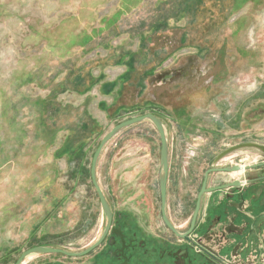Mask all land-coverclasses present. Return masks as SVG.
Masks as SVG:
<instances>
[{
  "label": "flooded vegetation",
  "instance_id": "obj_1",
  "mask_svg": "<svg viewBox=\"0 0 264 264\" xmlns=\"http://www.w3.org/2000/svg\"><path fill=\"white\" fill-rule=\"evenodd\" d=\"M237 3L238 0H189L188 4H182L184 12L178 20L188 16L191 9L194 12L208 8L206 21L202 23L204 29L200 24L196 27L194 18L190 31L171 30L162 20L141 32L148 36L146 44L142 42L147 58L142 67L136 64L137 73L143 76L136 102L156 109H144L138 117L153 114L166 128L169 156L166 213L175 229L187 237L176 235L163 219L159 176L162 141L150 123L159 143L158 197L151 206L143 208V215L115 211L108 201L113 212L112 226L104 242L93 251L104 253L105 264H264V155L255 150L236 151L214 166L232 148L245 143L264 146L255 139H237L238 128L233 124L237 115L230 117L228 104L217 102L216 97L229 88L218 86L213 75L207 78L220 57L228 52L227 28ZM214 34L213 40L219 41L215 45L210 39ZM223 35L225 38L221 39ZM187 49L189 52L181 54ZM224 62L229 63L226 58ZM213 103L224 118V121L219 118L217 131L203 116L209 114ZM219 135L221 139L214 140ZM135 149L141 161H145L144 148L137 145ZM204 186L195 227L189 233ZM106 223L104 215L103 231ZM117 229L121 234L114 233Z\"/></svg>",
  "mask_w": 264,
  "mask_h": 264
},
{
  "label": "rangeland",
  "instance_id": "obj_2",
  "mask_svg": "<svg viewBox=\"0 0 264 264\" xmlns=\"http://www.w3.org/2000/svg\"><path fill=\"white\" fill-rule=\"evenodd\" d=\"M185 2L188 4L189 0H0V264H15L24 251L37 246L38 242L68 251H83L99 238L104 228L102 208L91 182L77 188L75 201L53 211L51 222L48 223L51 217L44 222L48 226L46 233L39 235L37 232L25 240L28 227H18L30 217L42 215L44 209L48 211L50 200L42 198L36 210L26 209L27 200H19L24 189L35 185L33 178H27L32 172L39 174L40 169L34 163L29 164L34 148L28 142L21 148L17 144L20 127L15 128L14 124L23 121L26 125L29 120H34L35 102L48 91L46 78L57 71L65 56L69 55L67 58L75 61L84 59L81 51L76 52L80 47L56 46L58 41L76 37L79 33L92 35L94 29L104 30L108 20L116 15L121 16L117 25L111 30L98 31L87 48L98 44L114 45L116 42L139 43L141 32L147 31L144 28L150 30L162 20L171 30L190 31L195 18L196 27L200 24L204 29L202 23L206 21L208 8L195 9L194 12L191 9L188 16L178 20L180 13L184 12L181 9ZM227 31L228 52L220 57L207 78L213 75L218 86L229 88L216 97L217 102L228 104L230 117L237 115L233 119L238 128L237 139H255L264 143V0H238ZM61 33L66 34L61 37ZM215 35L210 38L213 45L219 43L213 40ZM220 38L224 39L225 35ZM64 42V45L70 43ZM139 58L147 57L143 53ZM225 58L229 61L226 65ZM33 75L38 77L37 84L29 81L35 79ZM27 81L28 84L20 87ZM216 107L213 103L209 114H206L208 116L203 115L214 131L219 130L217 124L222 119ZM18 114L22 117L18 118ZM210 116L220 119L216 122ZM226 123L230 126V122ZM219 137L214 136V140H220ZM30 138L32 140V136ZM158 145L157 142L156 155ZM142 165H145L144 161ZM144 175L142 172L140 177ZM39 191L38 187L36 193ZM61 193L62 188L53 184L51 194L60 197ZM85 207L87 210H82ZM83 216L87 221L90 217L95 218L96 222L91 223L88 230L86 224L77 226ZM30 259L39 264L48 259L63 258L59 255H37L26 262Z\"/></svg>",
  "mask_w": 264,
  "mask_h": 264
},
{
  "label": "crops",
  "instance_id": "obj_3",
  "mask_svg": "<svg viewBox=\"0 0 264 264\" xmlns=\"http://www.w3.org/2000/svg\"><path fill=\"white\" fill-rule=\"evenodd\" d=\"M146 38L148 39L147 35H141L139 43L116 42L114 45L98 44L90 48H87L89 44L85 47L75 45L80 47L76 52L81 51L84 59L75 61L67 58L69 55L65 56L66 60L62 61L61 66L58 65L59 69L46 78L48 85L45 87L48 91L35 102L34 120H29L26 125L19 121V134L22 136V128L26 138L21 140L18 135L17 144L21 148L28 142L32 149L34 148L30 153L29 164L34 163L40 169L39 174L32 172L31 177L27 178H33L35 185L24 189L25 192L19 200H27L28 210H36L42 198L50 200L48 211L44 209L42 215H34L22 225H18L20 229L28 227L25 240L37 232L39 235L46 233L48 226H45L44 222L50 217L48 223L51 222L53 211L62 209L70 201H75V192L79 186L92 183L90 170L94 153L113 127L132 117H138L144 109H156L153 105L142 107L136 102L137 89L143 77L137 73L136 64L142 67L146 60L138 59L144 53L140 44L147 40ZM32 78L35 79L31 81L37 84V75ZM41 102L45 105L44 109L40 108ZM19 116L22 117L18 114V118ZM31 141L33 144H30ZM157 142L153 126L145 122L120 133L103 151L98 164V181L115 211L143 215V208L151 206L157 199ZM137 145L144 148L145 165H142L141 158L136 153ZM142 172H145V175L140 177ZM55 183L62 188L60 197L51 194ZM38 187L41 192L36 193ZM145 212L151 213L150 210ZM89 220L83 216L77 226L86 224L88 230L89 225L96 222L92 217ZM37 246L56 247L41 242H38ZM59 256L63 259H48L39 264L107 262L104 253L98 252L80 258ZM34 262V259H30L24 264H35Z\"/></svg>",
  "mask_w": 264,
  "mask_h": 264
},
{
  "label": "water",
  "instance_id": "obj_4",
  "mask_svg": "<svg viewBox=\"0 0 264 264\" xmlns=\"http://www.w3.org/2000/svg\"><path fill=\"white\" fill-rule=\"evenodd\" d=\"M143 122H149L151 123L155 129L158 131L161 141H162V151H161V161H160V189H161V195H162V203H163V219L165 221V223L167 224V226L178 236L186 238L187 235H181L176 229L175 227L171 224V222L169 221L168 217H167V213H166V200H167V180H168V171H169V156H168V137H167V132H166V128L163 124V122L156 117L153 114H147V115H143L140 117H135L126 121H123L119 124H117L115 127H113V129L101 140L98 148L96 149L93 159H92V164H91V170H90V174H91V181H92V185L96 191V194L99 198L101 207H102V211L104 213V215L106 216L107 219V223H106V227L101 235V237L90 247H88L87 249H85L84 251H80V252H73V251H68L66 249H62V248H55V247H49V246H35L32 247L26 251H24L20 257L18 258V260L16 261L15 264H24L25 261L32 257V256H37V255H63V256H67V257H71V258H80V257H84L89 255L90 253H92L94 250H96L106 239L107 235L110 232L111 226H112V222H113V212L112 209L108 203V200L104 194V191L102 190L99 181H98V175H97V170H98V164H99V160L100 157L103 153V151L105 150V148L108 146V144L120 133H122L124 130L141 124ZM248 151V150H255L261 154L264 155V146L261 145H257V144H252V143H245L242 144L238 147L232 148L230 150H228L227 152H225L223 155H221L214 163V166L220 162L223 157L232 154L236 151ZM205 192V186L203 187L199 200H198V204H197V209L195 212V217L192 223V227L189 233H191L195 227V222H196V218L198 216L199 213V209H200V205H201V200H202V196ZM114 233H119L121 234L120 229L114 230ZM260 264V263H257Z\"/></svg>",
  "mask_w": 264,
  "mask_h": 264
},
{
  "label": "trees",
  "instance_id": "obj_5",
  "mask_svg": "<svg viewBox=\"0 0 264 264\" xmlns=\"http://www.w3.org/2000/svg\"><path fill=\"white\" fill-rule=\"evenodd\" d=\"M120 17H121V16L116 15V16L113 17L112 19H109V20H108V24L106 23V27H107V28H105V29H110V28L114 27V26L117 24V22L119 21ZM105 29H104V30H105ZM104 30H98V31H99V32H103ZM98 31H96V29H94V32H93L92 35L87 34V33H83V34L78 35V36H76V37L71 36L70 39H68V40H67V39H64V40L58 41L59 43H57L56 46H57V45H60V46H63V47H65V48H68L69 46H72V45H78V46H81V47H85V46H87L88 44H90V43L92 42V40H93L94 37H95V34H97ZM94 33H95V34H94ZM64 34H65V33H61L60 36L63 37ZM48 36H49V34H48ZM64 41H70V43H69L70 45H69V44L64 45V43H65ZM30 78H31V77H30ZM27 79H28V78H27ZM27 79H25V80H27ZM29 81H31V79H29ZM26 84H28V81L25 82V83H21V84H20V87H22L23 85H26ZM41 103H42L43 106L40 105V108L43 107V109H44L45 105H44L43 102H41ZM12 123H13V124L15 123V119H14V121H13ZM17 124H20V123H17ZM17 124H16V123L14 124L15 127L18 126ZM40 125H41V127H42V125H43V117H42V119H41V121H40ZM41 127H40V128H41ZM21 133H22V136H21V134H19V138H20L21 140H23V138H26V134H25V132L22 131V128H21ZM42 133H43V131H42Z\"/></svg>",
  "mask_w": 264,
  "mask_h": 264
}]
</instances>
